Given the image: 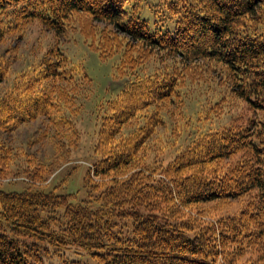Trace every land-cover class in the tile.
I'll use <instances>...</instances> for the list:
<instances>
[{"label": "trees", "instance_id": "obj_1", "mask_svg": "<svg viewBox=\"0 0 264 264\" xmlns=\"http://www.w3.org/2000/svg\"><path fill=\"white\" fill-rule=\"evenodd\" d=\"M134 5L131 0H0V38L24 25V18L61 35L75 27L79 14L88 15L93 31L110 33L100 40L99 56L106 60L119 53L118 69L125 79L117 95L98 111L93 146L97 159L84 186L90 196L100 191L80 202L53 191L0 190V264H49L43 254L49 247L88 255L95 264H238L264 239V118L206 131L181 119L182 142L171 143L158 158L142 154L154 129L172 115L166 107L188 101V95L179 97L183 78L206 92L211 88V97L202 95L205 109L219 107L228 96L264 111V0H162L159 12L171 21L165 31L151 29ZM109 39L120 42L111 47L105 42ZM134 47L138 51L133 55ZM154 52L177 59L180 67L143 76L132 72L140 59ZM57 57L56 62H43L41 81L91 83L83 67L71 64L61 51ZM5 71L0 64V82ZM213 71L216 82L200 79ZM76 96L69 98L63 89L36 94L30 83L18 85L16 80L0 98V137L40 117L58 139L59 150L77 134L64 106L70 105L72 114ZM184 113L179 109V117ZM133 120L143 123L121 134ZM63 138L66 141H60ZM12 156L0 139V168L14 165ZM234 156L241 160L236 165L221 164ZM42 171L38 166L25 175L40 179ZM90 173L101 183L93 185ZM253 190L258 202L248 209L213 217L194 209ZM63 264L88 263L65 257Z\"/></svg>", "mask_w": 264, "mask_h": 264}, {"label": "rangeland", "instance_id": "obj_2", "mask_svg": "<svg viewBox=\"0 0 264 264\" xmlns=\"http://www.w3.org/2000/svg\"><path fill=\"white\" fill-rule=\"evenodd\" d=\"M131 2L136 4L134 5L136 7L135 12H138L139 17L149 23L151 29L165 31L171 28V21L159 12V4L162 0H131ZM78 16L79 21L75 24V27L66 30L61 35H56L37 20L24 18L26 20H22L24 25L18 26V29L13 27L16 30L11 32H9L11 28L8 29L7 36L0 38V64L6 66L5 77L0 82V98L10 91L16 80H18V85L23 82L24 84L30 83L33 92L36 94H42L44 91L50 94L53 90L57 92L58 89H63L68 92L69 98L70 95H77L76 101L72 103L73 105L71 104L73 107L72 114H68V110H71L70 105H64L68 108L65 111L74 123L77 134H74V138L70 137L72 138L71 143L70 141L66 142L67 144L59 150L57 149L58 139L52 138V132L47 126V121L40 117L16 125L11 131L1 135L2 142L12 149V160L14 152L17 153L15 160H13L14 165H10L7 170L0 168V190L5 193L22 192L23 189L32 188L31 190L42 192L53 191L58 195H71L70 200L83 202L92 199L91 196L94 197L100 191H92L90 196L89 189L84 186V178L97 159L93 152V146L97 141L99 130L98 111L100 112L103 105L117 95L118 89L125 79L119 73L121 68L118 69L121 59L119 53L115 56L113 54L106 60L99 56L100 48L98 46L102 44V36L110 33L108 31L106 33L93 31V28H91L92 23H89V16L86 14H79ZM99 27L101 28V26ZM87 34H90V37ZM117 41L119 39L114 41L109 39L105 42L106 45L112 47L113 43L116 44ZM58 51H61L71 64L83 67L91 83L76 84L56 78L41 81L40 74L43 71L41 65L45 60H47L45 63L50 60L55 62L60 60L57 57ZM137 51V47H134L132 49L134 53L132 54L134 55ZM172 66L180 67L177 59L166 58L163 53L156 54L154 52L140 59L133 66L132 72L140 73L139 75L143 76L157 70L167 69V67L169 70ZM168 70L166 72H169ZM214 75L215 71L211 74H202L200 79L206 80L211 77L216 82ZM184 79L186 78H183L186 83L185 88L182 89L179 97L183 99L188 95V101L184 102L182 100L184 103L181 107H176L180 103L166 107L168 112L172 114L167 120L171 125L169 126L166 121L164 125L157 126L154 129L152 136L146 142V147H143L142 154L146 159L151 160L152 158H158V156H164L171 143L182 142L183 135L179 131L181 126L179 127L178 124L181 119H190L192 121L191 127L198 131H206L215 128H226L230 125L247 126L251 120L256 122L255 119L264 118V111L250 109L242 100L228 96L219 107L218 104H214L212 108L205 109L202 95L204 94L207 98L211 97V88L206 92L205 87H199V84H190ZM195 97H198V99ZM179 109L185 111L184 116L179 117ZM165 112L162 115H167ZM142 123L143 120L131 121L123 127L121 134L124 133V130L135 128V124L140 125ZM61 140L66 141V138ZM69 143H73L72 147L68 146ZM239 161H241L240 157L234 156L228 161H222L221 164L225 167L227 165L234 166ZM38 166L43 168L40 179H33L25 175L26 171H35ZM90 178L93 180V185L96 182L101 183L102 180L98 177L94 178L91 173ZM72 197H75V199ZM257 202L258 194L257 191L253 190L247 191L233 200L199 204L194 209L198 212H204L208 217H213L248 209L250 206L256 205ZM196 210H191V213L196 212ZM22 240L27 244L34 242L31 239ZM263 240L261 239L252 247L250 252L244 254L242 259H239L238 264H262L259 259L264 260ZM43 254L46 263L49 264H63L65 257L70 260L95 264L92 257L77 255L72 250L54 252L53 248L49 247V251Z\"/></svg>", "mask_w": 264, "mask_h": 264}]
</instances>
